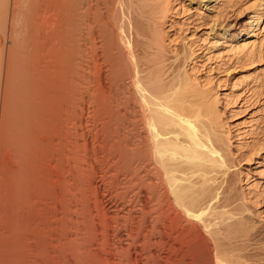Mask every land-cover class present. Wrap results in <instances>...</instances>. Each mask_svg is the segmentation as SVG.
Masks as SVG:
<instances>
[{
  "label": "bare ground",
  "instance_id": "obj_1",
  "mask_svg": "<svg viewBox=\"0 0 264 264\" xmlns=\"http://www.w3.org/2000/svg\"><path fill=\"white\" fill-rule=\"evenodd\" d=\"M149 1L164 19L173 15L171 0H0V264L237 261L219 255L209 234L227 213H216L213 185L232 169L231 147L246 146L248 126L222 124L221 99L187 70L165 77L149 60L142 68L135 48L149 28L139 29L137 15ZM250 34L232 45L237 57L263 52L264 9ZM132 99L145 116L140 213L113 199L143 144L128 140L126 122L129 134L120 130ZM88 103L96 135L86 166L77 153L91 142L79 131ZM98 179L109 183L110 207Z\"/></svg>",
  "mask_w": 264,
  "mask_h": 264
},
{
  "label": "rangeland",
  "instance_id": "obj_2",
  "mask_svg": "<svg viewBox=\"0 0 264 264\" xmlns=\"http://www.w3.org/2000/svg\"><path fill=\"white\" fill-rule=\"evenodd\" d=\"M152 2L154 1L150 3ZM154 4L155 2L147 7L143 5L144 9L141 5L138 9V13L142 11L137 15L139 29L145 33L146 28H149L147 36L138 37V47L135 48V51L139 49L136 52L139 54L138 59L141 58L139 60L142 68L147 69V60H149L152 61L150 64L153 67L160 65L161 72L164 75L167 73L165 77H173L183 69L187 70L196 83L202 84L207 89L211 88L214 95L221 99L222 124L226 123L227 127L248 126L249 129L245 140L246 146L243 149L239 150L235 145L237 138L233 139L235 146L231 148L234 153L229 159L232 169L224 177L221 174L217 175V182L213 185L218 189L215 192L219 193L218 200L213 204L214 209H217L215 212L227 213L220 218L221 222L218 219L214 221L213 227H216L215 229L212 227L214 230H211L215 231L216 235L211 231L213 235L209 234V238L216 251L218 250L216 247H219L220 250L217 251L219 255L223 256V253L225 256L230 255V259L233 258L232 261L230 260L231 263L237 260L233 264H264V220L261 218L264 216V48L261 55L255 59L240 57L241 55L237 57L238 55H234L235 53L230 50L238 41L243 42L252 36L249 35V31L255 28L256 13L264 9V0H171V8L175 5L174 13L169 17L171 19L165 18L166 20L162 14H158L161 13L160 3L157 8ZM145 9H147L146 15ZM177 10L179 14H176ZM143 22L147 24H142ZM142 26L144 28H140ZM121 57L126 58L124 51ZM234 84L236 87L238 85L236 90ZM229 96L233 97L232 100L237 99L236 96L238 99L235 102ZM223 100L227 102L226 104L230 101L233 103L226 106ZM89 103L86 108L89 107L87 109L90 112L87 110L88 113L83 116V121L85 119L90 122L86 121L87 125L84 126L86 124L84 121L79 131L81 135L82 132L85 134L82 136L83 140L88 138L91 142L87 151L80 148L81 154L78 151L80 156L77 153L78 159L80 158V161L82 159L86 166L94 150L93 139L90 138L93 134L96 135L93 127L95 118L92 120L90 118L93 116H91L86 119L93 107L92 103L91 107ZM127 106L130 108L126 112L129 119L125 118L124 121L120 117L124 121L119 122L121 119L118 121L122 124L120 130L123 132L124 129L123 133L127 132L128 135L126 127L129 124L132 130L128 140L132 143L143 140V144L141 150L136 153L131 152V155L135 153H133L134 158L132 157L134 159L131 166L132 174H128L129 181H126L127 177H124L126 175H120L121 183L119 182L113 199L118 201L120 209L124 212L131 210L140 213L142 208L147 210V149L143 146L145 116L140 113L137 99L130 100ZM121 109L124 111L125 105ZM88 123L93 126H89ZM89 130L91 133H88ZM98 182L101 186L106 185L102 187L106 189L102 190L101 196L105 204L110 207L112 196L106 192L111 189L110 186L107 187L109 183L104 184L105 181L102 182L101 179H98ZM195 222L201 221L195 220ZM229 257L225 258L229 259Z\"/></svg>",
  "mask_w": 264,
  "mask_h": 264
}]
</instances>
